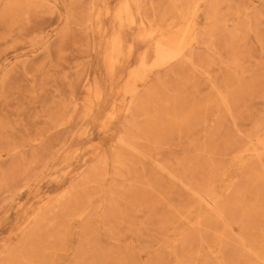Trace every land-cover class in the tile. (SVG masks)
Wrapping results in <instances>:
<instances>
[{
    "label": "rangeland",
    "instance_id": "obj_1",
    "mask_svg": "<svg viewBox=\"0 0 264 264\" xmlns=\"http://www.w3.org/2000/svg\"><path fill=\"white\" fill-rule=\"evenodd\" d=\"M262 139L264 0H0V264H264Z\"/></svg>",
    "mask_w": 264,
    "mask_h": 264
},
{
    "label": "bare ground",
    "instance_id": "obj_2",
    "mask_svg": "<svg viewBox=\"0 0 264 264\" xmlns=\"http://www.w3.org/2000/svg\"><path fill=\"white\" fill-rule=\"evenodd\" d=\"M143 1H146V0H143ZM148 2V1H147ZM153 2H154V0H153ZM196 2H197V0H196ZM203 2V1H202ZM146 3V2H145ZM144 3V4H145ZM201 3V2H200ZM138 4V3H137ZM208 4V3H207ZM209 5V4H208ZM142 6V5H141ZM141 6H139V7H137V8H139V10L140 9H142V7ZM145 6V5H144ZM211 6V4L209 5V7ZM203 7H205V8H203V10L205 11V9H206V4H205V6H203ZM126 8V11H128L129 10V5L127 6V7H125ZM163 8V7H162ZM155 9V8H154ZM143 10V9H142ZM154 11H156V10H154ZM141 12V11H140ZM139 12V13H140ZM146 12V11H145ZM144 12V13H145ZM142 13H143V11H142ZM199 13V12H198ZM157 14H158V12H157ZM245 14H247V13H245ZM139 15V14H138ZM152 15V14H151ZM193 15V14H192ZM192 15H191V17H192ZM196 15H198V14H196ZM203 15V14H202ZM140 16V15H139ZM142 16V15H141ZM140 16V17H141ZM147 16V15H146ZM204 16V15H203ZM145 17V16H144ZM149 17V19L151 18L150 16H148ZM161 19V18H160ZM204 19V18H203ZM205 20V19H204ZM141 21V20H140ZM142 21H144V20H142ZM145 22V21H144ZM143 22V23H144ZM154 22V21H153ZM180 22H182V21H180ZM142 23V22H141ZM150 23V22H149ZM160 23V22H159ZM189 23H190V21H189ZM133 24V23H132ZM146 24V23H145ZM154 24H155V26H156V23L154 22ZM142 25V24H141ZM191 25H193L194 26V24H191ZM143 26V25H142ZM152 26V25H151ZM166 26V25H165ZM148 27H150V26H148ZM187 27H188V25H187ZM192 27V26H191ZM202 27V26H201ZM146 28H147V26H146ZM189 28V27H188ZM193 29V28H192ZM148 30V29H147ZM149 30H150V34H153L154 33V27L152 26V27H150L149 28ZM156 30V29H155ZM194 30V29H193ZM149 32V31H148ZM189 35H191V30H187V28L186 29H180V30H177L176 32H175V34H174V36H173V38H171V39H169V40H167L166 42H159V43H157V44H155V46L153 47V48H148L150 51L151 50H153L152 51V56L151 57H154V60L152 61V63L150 64V65H152L153 67H161V66H164V65H166V64H168V63H170V62H172V61H175V60H177V59H180L179 57H181V55L183 54V52L185 51V49L188 47V46H190V45H188L189 44V39H188V36ZM192 38V40H191V42L192 41H196L197 39H195V38H197V37H195V35L193 34V36L191 37ZM192 43H194V42H192ZM191 43V44H192ZM150 47H151V45H150ZM197 47V46H196ZM190 48V47H189ZM187 50V49H186ZM188 51H189V49H188ZM193 51V50H192ZM206 51V50H205ZM185 53H186V51H185ZM147 54V53H146ZM145 54V55H146ZM193 55V54H192ZM149 56V54L147 55V56H145L146 57V59L148 60V57ZM144 57V56H143ZM144 57V58H145ZM150 57V56H149ZM206 57V56H205ZM207 58V57H206ZM208 59V58H207ZM210 59V58H209ZM145 60V59H144ZM211 60V59H210ZM179 61V60H178ZM177 61V62H178ZM208 61V60H207ZM145 62H147L148 63V61H144V62H142L141 64H142V66H140L141 67V69H143L144 67H146V69L149 67L148 65L149 64H147V66H146V64H145ZM176 62V63H177ZM208 63H209V61H208ZM211 64V63H210ZM140 67H139V69H140ZM173 68V67H172ZM139 69H137V70H139ZM113 70V69H112ZM132 73V72H131ZM190 74V73H189ZM200 75V74H199ZM144 78H143V76L141 77V75H140V70L139 71H136V73L135 74H133V75H131V77L129 78V82L130 83H132V84H134L135 82H138L139 81V83L141 82V80H143ZM125 83H126V81H125ZM142 83V82H141ZM124 84H122V86H123ZM135 88L134 87H132V88H130V87H127V85H125L124 86V88L121 90V93H122V95H123V98H125L126 96H133L134 95V93H135ZM140 92V91H139ZM174 94V93H173ZM226 99V98H225ZM205 101H207L206 99H205ZM187 102V101H186ZM207 105H209L208 104V102H207ZM112 107H114V106H112ZM110 112H112V111H110ZM133 112V111H132ZM189 113H191V112H188V114ZM190 115V114H189ZM76 116V115H75ZM187 116V115H186ZM109 117V116H108ZM185 118V117H184ZM183 118V119H184ZM109 119V118H108ZM166 119H168V118H166ZM182 119V118H181ZM183 119H182V121H183ZM106 120H107V118H106ZM102 126V125H101ZM191 126V125H190ZM194 128V127H193ZM262 140H264V139H262ZM12 150L14 149V148H11ZM157 150V149H156ZM245 151H247V150H245ZM118 152V151H117ZM241 154V153H240ZM261 154V153H260ZM263 154V153H262ZM140 155V154H139ZM142 157H143V155H141ZM145 157V156H144ZM236 157V156H235ZM146 158V157H145ZM155 164V163H154ZM157 166V165H156ZM155 166V167H156ZM177 167V166H176ZM160 169V168H159ZM179 169H180V166H179ZM163 170V169H162ZM181 172H182V170H181ZM184 173V172H183ZM171 176V175H170ZM184 176H185V174H184ZM221 212V211H220ZM81 220V219H80ZM226 221V220H225ZM52 228V227H51ZM54 228H55V226H54ZM223 234V233H222ZM260 246H261V244H260ZM250 250V249H249ZM251 251V250H250ZM252 253V252H251ZM11 254V253H10ZM263 254V253H262ZM9 256V255H8ZM12 257V256H11ZM6 258H7V256H6ZM5 259V258H4ZM10 260H12V258H10ZM14 260V259H13ZM8 261H9V259H8ZM26 261V260H25ZM12 262V261H11ZM260 262V261H259ZM3 264V263H2ZM13 264V263H12ZM16 264V263H15Z\"/></svg>",
    "mask_w": 264,
    "mask_h": 264
}]
</instances>
